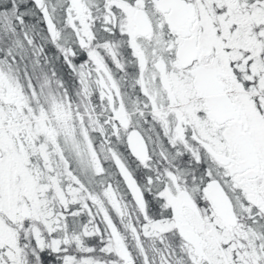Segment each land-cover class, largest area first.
Segmentation results:
<instances>
[{
    "label": "snow or ice",
    "instance_id": "6c2138e0",
    "mask_svg": "<svg viewBox=\"0 0 264 264\" xmlns=\"http://www.w3.org/2000/svg\"><path fill=\"white\" fill-rule=\"evenodd\" d=\"M0 264H264V0H0Z\"/></svg>",
    "mask_w": 264,
    "mask_h": 264
}]
</instances>
